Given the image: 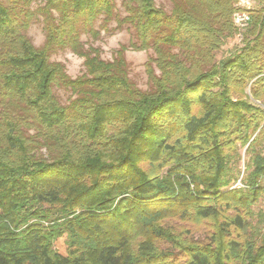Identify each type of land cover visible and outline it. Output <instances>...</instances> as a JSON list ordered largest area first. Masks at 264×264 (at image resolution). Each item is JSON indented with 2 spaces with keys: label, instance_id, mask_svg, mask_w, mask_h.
Returning <instances> with one entry per match:
<instances>
[{
  "label": "trees",
  "instance_id": "1",
  "mask_svg": "<svg viewBox=\"0 0 264 264\" xmlns=\"http://www.w3.org/2000/svg\"><path fill=\"white\" fill-rule=\"evenodd\" d=\"M170 2L121 0L119 19L114 0H0V264H264V4L216 61L238 0ZM113 18L154 52L147 90L81 41ZM66 48L82 75L52 60ZM170 216L213 231L185 243Z\"/></svg>",
  "mask_w": 264,
  "mask_h": 264
},
{
  "label": "rangeland",
  "instance_id": "2",
  "mask_svg": "<svg viewBox=\"0 0 264 264\" xmlns=\"http://www.w3.org/2000/svg\"><path fill=\"white\" fill-rule=\"evenodd\" d=\"M114 1L116 2V11L120 19L121 17L125 16L126 13L120 6L121 0ZM154 2L156 6L163 8L167 12H169L172 7L170 0H154ZM263 4V0H238L235 5L237 7L235 13L246 12L250 16L251 13L261 10ZM101 20L99 19L94 23V27L97 30L96 38L90 36L87 37L86 35L81 36V41L84 43L85 49L90 47L94 54H98L100 58L107 61H115L119 58L123 59V61L125 60L127 64L128 76L131 82H133L134 85H136L141 90H147L149 88L148 69L153 67L155 73L159 74V71L155 66V62L151 60V58L154 57L153 50L150 48L143 49L141 46H139L138 42L136 41L133 29H131L127 24L121 26V24H118V20L114 18L108 24H105ZM248 27L249 26L247 25L242 32L243 35H245L246 29ZM27 34L36 47H39L43 44L44 30L40 21L34 22L28 29ZM242 39H239L236 34L230 37L225 45H223L221 49L216 52V61L228 56L236 49L242 47L244 44V40ZM134 41L136 44L133 43ZM52 60L64 63L68 75L72 78L82 75L85 71L84 58L74 54L69 48L58 50L52 55ZM253 80L248 83L246 90L250 100H252V98L249 88L252 85ZM60 95L64 100L66 94L60 91ZM241 153L242 160L239 167L243 172L245 156L243 150H241ZM234 186H242V184L240 181H237L233 187ZM251 208L255 216L253 222L256 223L255 221L258 218L261 219L259 224L260 228L258 229L260 233L264 234V195L261 196L258 201L251 206ZM162 222L165 227L177 234L179 238L185 243L197 242L204 239L207 240L208 235H210V233L213 231L214 226V221L210 219H181L179 216H170L164 219ZM256 225H258V222ZM235 235L236 233H234V236ZM65 239V236H63L57 239L54 243V248L62 255H66ZM141 239L142 238L140 236H137L134 239V245L137 244ZM168 245L169 244L165 241L160 242V246L162 248H167ZM169 247L171 249V245H169ZM174 252V256L180 263L183 253L176 251ZM232 264L237 263L232 261Z\"/></svg>",
  "mask_w": 264,
  "mask_h": 264
},
{
  "label": "built area",
  "instance_id": "3",
  "mask_svg": "<svg viewBox=\"0 0 264 264\" xmlns=\"http://www.w3.org/2000/svg\"><path fill=\"white\" fill-rule=\"evenodd\" d=\"M234 24L237 27V34L236 36L239 39H242L243 37V31L246 28V26L248 25L249 22V15L246 12H236L234 14Z\"/></svg>",
  "mask_w": 264,
  "mask_h": 264
}]
</instances>
